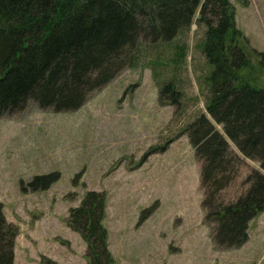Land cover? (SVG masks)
<instances>
[{
	"label": "rangeland",
	"instance_id": "374dc122",
	"mask_svg": "<svg viewBox=\"0 0 264 264\" xmlns=\"http://www.w3.org/2000/svg\"><path fill=\"white\" fill-rule=\"evenodd\" d=\"M230 2L251 59L241 74L264 87V67L253 52H264V0ZM197 16L170 41L140 39L124 57L131 61L76 110L54 112L28 101L0 117V203L16 227L13 264H88L85 242L67 218L89 190L104 194L113 264H264V211L250 220L239 247L217 248L205 222L200 160L186 127L204 114L223 131L205 108L211 68ZM173 78L180 93H162ZM227 142L242 161L221 192L224 201L246 189L251 170L264 173ZM50 173L57 178L47 188L28 185Z\"/></svg>",
	"mask_w": 264,
	"mask_h": 264
},
{
	"label": "trees",
	"instance_id": "16d2710c",
	"mask_svg": "<svg viewBox=\"0 0 264 264\" xmlns=\"http://www.w3.org/2000/svg\"><path fill=\"white\" fill-rule=\"evenodd\" d=\"M196 11L211 68L206 112L242 156L264 171V87L241 74L252 68L251 59L230 0H0V117L28 101L54 112L76 110L131 61L134 56L124 57L140 39L170 41L190 26ZM253 52L264 67V52ZM171 90L180 93L174 78L161 88ZM186 131L200 160L201 207L212 241L217 248L239 247L250 220L264 211V173L251 170L246 189L224 201L221 192L234 181L242 159L204 114ZM56 178L36 175L28 185L45 189ZM104 207V194L89 190L68 212L67 225L85 242L88 264H113ZM15 236L0 203V264H13Z\"/></svg>",
	"mask_w": 264,
	"mask_h": 264
}]
</instances>
